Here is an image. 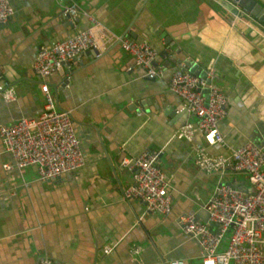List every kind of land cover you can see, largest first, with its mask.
Instances as JSON below:
<instances>
[{
    "label": "crops",
    "instance_id": "crops-1",
    "mask_svg": "<svg viewBox=\"0 0 264 264\" xmlns=\"http://www.w3.org/2000/svg\"><path fill=\"white\" fill-rule=\"evenodd\" d=\"M72 2L80 8L75 25L59 16ZM10 3L15 13L0 27V83L7 81L15 98L5 102L0 96V121L38 116L41 84L47 82L56 106L72 114L86 162L79 177L43 180L33 165L7 173L2 165L11 156L0 141V264H35L42 255L62 264H201V248L181 232L177 218L202 208L219 181L249 187L247 173L203 170L196 159L198 147L226 157L247 140L264 146V21L241 8L231 12L217 0ZM83 11L117 37L132 32L159 51L168 35L200 69L213 67L214 83L228 102L219 122L224 143L206 146L197 129L191 140L174 136L186 122L196 127V119L169 89L180 65H165L170 53L157 62L164 65L161 74L149 79L114 40L103 54L87 51L64 63L62 73L41 79L32 68L38 48L86 27ZM144 149L162 150L160 166L172 196L168 214L147 213L143 201L123 198L133 174L122 159ZM107 244L115 248L103 254Z\"/></svg>",
    "mask_w": 264,
    "mask_h": 264
},
{
    "label": "built area",
    "instance_id": "built-area-1",
    "mask_svg": "<svg viewBox=\"0 0 264 264\" xmlns=\"http://www.w3.org/2000/svg\"><path fill=\"white\" fill-rule=\"evenodd\" d=\"M14 13L10 0H0V27ZM79 13L80 8L72 2L61 8L59 16L67 17L75 25ZM82 13L89 21L86 27L62 41L38 48L32 68L41 79L87 51L96 50L97 56L103 54L114 40H118L120 48L132 56L134 64L140 66L146 76L155 78L161 74L164 65H154L159 50L150 41L117 37L96 17L87 11ZM184 66L180 63L172 71L168 85L182 99L181 110L195 117L196 127L186 122L175 130L174 136L191 140L197 129L206 146L223 144L224 134L219 129V122L227 115L228 102L225 93L214 83V68L208 67L206 76L201 77ZM207 78L210 83L205 94L202 89ZM41 91L44 105L38 116H21L12 123L0 121V141L11 156V161L2 167L8 173L22 172L33 165L43 180H56L66 175L79 177L78 172L85 165L86 157L76 123L70 110L56 106L47 82H42ZM0 96L5 102L15 98L7 81L0 83ZM197 149L201 152L196 159L199 168L207 171L219 169L220 173L225 170L245 172L249 187L243 189L231 182H217L202 205L208 213L207 221L195 213H182L177 218L181 232L201 248V264H264V146L247 140L226 157L208 156L203 153V147ZM161 153V149H144L137 157L123 158L121 163L133 174L131 183L123 190V198L145 202L147 213L168 214L172 209L170 180L160 166ZM114 248V244H107L102 252L108 254ZM35 264L62 263L42 255ZM169 264L185 263L176 259Z\"/></svg>",
    "mask_w": 264,
    "mask_h": 264
},
{
    "label": "water",
    "instance_id": "water-1",
    "mask_svg": "<svg viewBox=\"0 0 264 264\" xmlns=\"http://www.w3.org/2000/svg\"><path fill=\"white\" fill-rule=\"evenodd\" d=\"M218 3L224 6L225 8H228L229 10H237V8H241L242 10L246 11L249 15L254 16V18L259 19L261 21H264V0H218ZM63 21H68V18H63ZM166 32H163L162 36H164ZM125 37H132L134 38L135 35L132 32H128L124 35ZM166 38L164 40V44H166L165 48L159 51L158 57L154 61V65L157 64V62L160 59H164L169 53V57L165 60V65L169 64L170 62H175L176 64L183 63L185 66L184 69H188L194 74H197L201 77L206 76V69L199 68V64L193 60L192 58H188L184 53L183 49L180 46L175 45V42L172 40V38L168 35H166ZM92 55L91 56H97L96 50L89 51ZM134 62V60H133ZM66 63V62H65ZM140 67V66H139ZM141 68V67H140ZM62 73V67L58 69ZM142 73L145 78H149L144 74V70L142 69ZM154 79V78H149ZM66 81H64V85H66ZM210 83V79L207 78L206 86L202 89V91L207 94L208 93V84ZM145 203V202H144ZM195 215L202 219L203 221H207L208 213L203 208H200ZM213 225V223H210Z\"/></svg>",
    "mask_w": 264,
    "mask_h": 264
},
{
    "label": "rangeland",
    "instance_id": "rangeland-1",
    "mask_svg": "<svg viewBox=\"0 0 264 264\" xmlns=\"http://www.w3.org/2000/svg\"><path fill=\"white\" fill-rule=\"evenodd\" d=\"M226 240H227V238L225 237V239H224V243H225ZM230 264H232V262H230Z\"/></svg>",
    "mask_w": 264,
    "mask_h": 264
}]
</instances>
